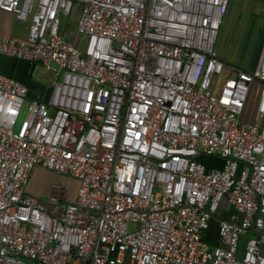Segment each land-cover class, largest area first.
Returning a JSON list of instances; mask_svg holds the SVG:
<instances>
[{
	"label": "built area",
	"instance_id": "obj_1",
	"mask_svg": "<svg viewBox=\"0 0 264 264\" xmlns=\"http://www.w3.org/2000/svg\"><path fill=\"white\" fill-rule=\"evenodd\" d=\"M230 1L0 0L28 24L0 55L53 76L43 101L0 74V264H264V45L250 70L219 56ZM37 166L74 200L30 194ZM223 203L241 219L210 247Z\"/></svg>",
	"mask_w": 264,
	"mask_h": 264
},
{
	"label": "crops",
	"instance_id": "obj_2",
	"mask_svg": "<svg viewBox=\"0 0 264 264\" xmlns=\"http://www.w3.org/2000/svg\"><path fill=\"white\" fill-rule=\"evenodd\" d=\"M264 6V0H231L228 12L225 16L224 23L221 27L219 37L216 43V51L219 56L227 63L236 64L239 67L250 70L254 69L258 60L254 53L249 56L245 54L244 48H241L239 55L232 59H227L228 49L237 37L243 41H249L255 36L264 34V26L262 22L261 12ZM28 24L18 21L14 14L0 10V36L5 38H25L27 35ZM220 43V45H219ZM34 64L19 60L12 57L0 55V74L13 78L21 82L28 89V100L41 99L47 101L52 89L53 76L51 73L45 72V76L41 77L37 73ZM43 69V68H42ZM51 76H50V75ZM255 109V103L254 108ZM253 111L250 115L244 116V121L251 122L253 119ZM264 124V121L263 123ZM209 162V160H207ZM218 167L222 166L221 162L215 163ZM53 179L49 181V177ZM56 184H64L73 186L71 197L74 200L78 182L70 177L60 176L46 170L41 166L34 168L30 175L27 190L30 194L42 198V195L47 197L50 194L52 187ZM72 184V185H71ZM71 188V187H70ZM236 219L240 220L238 215L227 203H223L216 218L211 222L210 228L204 236L205 241L210 247L219 245L217 219ZM253 236L252 232H248L240 239V253L245 249L248 239ZM261 252L264 255V246L261 247Z\"/></svg>",
	"mask_w": 264,
	"mask_h": 264
},
{
	"label": "rangeland",
	"instance_id": "obj_3",
	"mask_svg": "<svg viewBox=\"0 0 264 264\" xmlns=\"http://www.w3.org/2000/svg\"><path fill=\"white\" fill-rule=\"evenodd\" d=\"M79 15H80V8L77 7L73 10L72 14L68 17H61V21H62V27L65 29V33L67 34L68 38L70 40H74L76 37L75 31L77 28V23H78V19H79ZM261 36H255L253 38H251L249 41H243L242 38L237 37L233 40L232 45L230 46V48L228 49V57L227 59H232L233 57L235 58V56L239 55L240 53V49L244 48L245 50V54L249 56L250 53H254L256 55V50L258 48V46L261 43ZM220 45V43H219ZM236 65V64H235ZM238 66V65H237ZM46 71L42 68L37 69V73L41 76L44 77ZM50 75V74H49ZM51 76V75H50ZM258 91L255 90L252 92V99L248 105L247 108V115H250L253 111L254 108V103H255V96H257ZM25 116H26V106H24L22 113L19 117V120L17 122V125L15 126V132H18L23 124V121L25 120ZM259 122V121H258ZM260 123V122H259ZM49 181H51L53 179L52 176H50ZM72 185V184H71ZM71 187V190H73V186H69ZM46 195H42V199H45ZM130 229H134V225L130 226Z\"/></svg>",
	"mask_w": 264,
	"mask_h": 264
},
{
	"label": "flooded vegetation",
	"instance_id": "obj_4",
	"mask_svg": "<svg viewBox=\"0 0 264 264\" xmlns=\"http://www.w3.org/2000/svg\"><path fill=\"white\" fill-rule=\"evenodd\" d=\"M260 38L262 39L261 43H260V45L258 46V48H257V50L255 52L256 53V57L255 58H257L256 60L259 59L261 51H262V48H263V45H264V34Z\"/></svg>",
	"mask_w": 264,
	"mask_h": 264
},
{
	"label": "water",
	"instance_id": "obj_5",
	"mask_svg": "<svg viewBox=\"0 0 264 264\" xmlns=\"http://www.w3.org/2000/svg\"><path fill=\"white\" fill-rule=\"evenodd\" d=\"M254 122H255V115H254V112H253V119H252L251 122H248V123H254ZM263 125H264V124H263ZM70 199L73 201L72 197H71Z\"/></svg>",
	"mask_w": 264,
	"mask_h": 264
}]
</instances>
